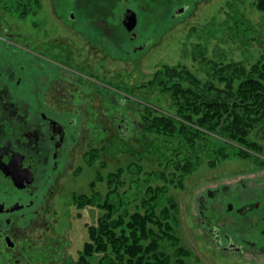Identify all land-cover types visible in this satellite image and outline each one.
<instances>
[{"label": "rangeland", "instance_id": "374dc122", "mask_svg": "<svg viewBox=\"0 0 264 264\" xmlns=\"http://www.w3.org/2000/svg\"><path fill=\"white\" fill-rule=\"evenodd\" d=\"M60 2H65L67 25L56 12ZM128 7L139 14L135 32L140 42L149 41L137 52L132 50L136 43L132 45L129 33L123 27H115V21L121 24ZM183 7H187L186 11L178 13ZM71 12L91 29L94 25L95 30L96 25L99 27L101 38L95 49L85 34L78 33L81 26L71 22ZM2 22L12 26L13 31L24 33V44L49 40L51 35L44 34L48 29L67 36L69 48L76 53L84 49V58L90 54L88 62L95 63L101 82L117 93V104L126 99L122 108L133 126L122 130L118 126L120 120L117 121L115 137L100 142L99 154L90 149L85 159L78 157L79 165L84 164L83 171L80 169L77 177H69V186L54 207L58 233L53 236L67 235L65 256L44 264H83L80 256L85 242L90 240L89 224H96L105 209L96 202L78 205L76 194L95 190L99 203L108 197L114 207L123 203L113 210L115 215L137 210L145 213L151 205L145 204L150 197L149 185L167 189L160 194L162 202L157 199L159 205L154 203L158 212L167 207L172 214L180 238L178 246L186 252L182 256L185 262H195L196 250L213 256L206 242L196 243L194 236L200 232L196 225L198 194L205 187L264 174V120L249 129V143H244L199 128L195 122L202 114H194L189 123L201 129L202 134L193 154L185 138L172 137L161 128H148V118L166 114L180 120L181 114L186 113L180 111L181 100L163 83L176 79L169 75L172 68L183 71L186 77L191 72L207 82L213 78V62H237L248 70L264 63V12L256 8L255 0H0ZM61 23L65 27L61 28ZM110 32L113 44L102 37ZM98 106L101 110L105 107L102 102ZM219 148H226L228 154L217 153ZM119 169L123 170L119 181L110 184L108 176ZM178 246H162L172 256L171 264H179L175 255ZM103 254L95 252L89 258L93 264H100Z\"/></svg>", "mask_w": 264, "mask_h": 264}, {"label": "flooded vegetation", "instance_id": "af4514ba", "mask_svg": "<svg viewBox=\"0 0 264 264\" xmlns=\"http://www.w3.org/2000/svg\"><path fill=\"white\" fill-rule=\"evenodd\" d=\"M64 8L60 2L56 12L67 25ZM128 8L115 27L129 33L136 43L129 46L137 52L149 41L140 42L135 30L127 29ZM69 16L95 49L99 27L91 29L75 12ZM0 28V264H44L65 256L67 235L53 236L58 233L54 207L69 177L83 171L78 157L85 159L90 149L99 154L100 142L113 138L117 121L122 130L133 126L122 108L126 99L117 104V93L88 62L90 54L84 58V49L69 48L63 33L46 29L49 40L24 44V33L3 22ZM102 37L115 41L111 32ZM235 180L198 194L195 240H204L214 255L196 250L193 264H264V174ZM93 193L76 194L77 204Z\"/></svg>", "mask_w": 264, "mask_h": 264}, {"label": "trees", "instance_id": "16d2710c", "mask_svg": "<svg viewBox=\"0 0 264 264\" xmlns=\"http://www.w3.org/2000/svg\"><path fill=\"white\" fill-rule=\"evenodd\" d=\"M255 6L264 12V0H255ZM212 69L213 78L207 82L191 72L186 77L183 71L170 69V77L176 79L163 83L173 91L175 98L181 100L180 111L186 113L181 114L183 118L180 120L166 114L157 115L153 120L148 118V128H161L172 137L185 138L190 150H194L193 154H196L197 138L202 134L199 128H206L229 140L249 143V129L264 120V63L261 66L255 64L248 70L237 62H213ZM185 80L188 82L184 83ZM194 114H202L195 122L199 128L189 123ZM217 153L228 154L226 148L217 149ZM189 161L193 163L191 157ZM119 170L108 176L110 184L119 181L123 171ZM163 191L167 189L149 185L150 197L145 204L151 205L146 212L137 210L126 215H115L113 210L123 203L114 207L109 197L100 203L97 193L84 198L81 206L96 202L105 209V213L96 224L89 226L90 240L85 242L80 256L83 264H93L89 257L95 252L104 253L100 264H171L172 256L162 246H178L180 238L176 235L175 220L168 208L157 211V199L162 202L160 194ZM178 247L175 254L177 261L189 264L182 257L186 255L184 248Z\"/></svg>", "mask_w": 264, "mask_h": 264}, {"label": "water", "instance_id": "95a60500", "mask_svg": "<svg viewBox=\"0 0 264 264\" xmlns=\"http://www.w3.org/2000/svg\"><path fill=\"white\" fill-rule=\"evenodd\" d=\"M186 8H181L178 13L184 12ZM124 24L129 31H134L138 24V15L136 11L132 8H128L125 12Z\"/></svg>", "mask_w": 264, "mask_h": 264}]
</instances>
